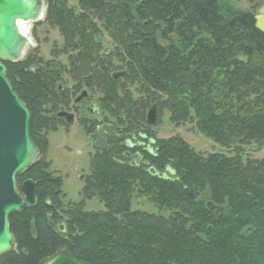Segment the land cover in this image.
<instances>
[{
    "label": "trees",
    "instance_id": "obj_1",
    "mask_svg": "<svg viewBox=\"0 0 264 264\" xmlns=\"http://www.w3.org/2000/svg\"><path fill=\"white\" fill-rule=\"evenodd\" d=\"M49 1L48 20L70 55L106 59L86 73L73 64L114 122L81 177L83 200L66 202L46 158L59 126L46 107L59 109V78L33 52L3 61L41 152L18 175L20 192L24 180L38 183L37 202L9 216L19 251L7 264H40L61 247L89 264H264V159L244 156L250 143L264 147V33L255 12L232 0ZM106 32L113 45L98 52ZM154 104L159 118L168 110L173 124L193 123L234 154L198 152L179 134L158 138L146 119ZM135 196L157 212L133 209ZM95 197L105 209L86 211Z\"/></svg>",
    "mask_w": 264,
    "mask_h": 264
},
{
    "label": "water",
    "instance_id": "obj_2",
    "mask_svg": "<svg viewBox=\"0 0 264 264\" xmlns=\"http://www.w3.org/2000/svg\"><path fill=\"white\" fill-rule=\"evenodd\" d=\"M44 11V0H0V256L10 252L16 239L10 231L9 215L37 202V182L24 180L19 191L18 175L32 165L40 150L30 133L31 114L7 77L3 61L22 58L28 38L22 34L18 21H36ZM256 28L264 33V5L255 16ZM125 72L114 74L118 79ZM72 117H70V121ZM147 122H158L157 106L147 112ZM43 264H87L75 259L65 248Z\"/></svg>",
    "mask_w": 264,
    "mask_h": 264
},
{
    "label": "rangeland",
    "instance_id": "obj_3",
    "mask_svg": "<svg viewBox=\"0 0 264 264\" xmlns=\"http://www.w3.org/2000/svg\"><path fill=\"white\" fill-rule=\"evenodd\" d=\"M74 2L75 0H71V3ZM232 2L241 10H253L255 15L259 8L264 5V0H232ZM255 5H257V7L254 9ZM48 33H50V35H48L47 41H45L44 37L42 38L43 43L41 49L45 59L52 57L51 48L54 46V43L61 42L58 30L50 29ZM111 45H113V39L106 32L103 34V46L110 48ZM113 60L116 61L115 58H113ZM84 73L86 72L84 71ZM71 84L72 81L70 82V80H67V86ZM126 85L128 86V83ZM129 88L131 93L138 94L135 84H129ZM92 94L95 100L99 98L98 92ZM100 114V119L103 120V112ZM105 114L108 113L106 112ZM104 119L106 118L104 117ZM109 120L110 123H108V125H113L114 120L112 117H109ZM152 126V130L158 138H169L179 134L198 152L205 154L214 152L228 155L234 154L232 148L228 149L200 133L193 123L188 122L176 126L170 121L168 110L163 111L160 118L158 115V122ZM90 137L91 135H88L77 123L72 125L68 130L58 126L57 130H52L48 134L49 146L46 158L52 162V170L63 178L62 191L66 195V202L79 203L83 200L82 189L84 181L81 177L89 174L91 157L95 151H97L94 143H92L94 140ZM98 138L100 140L103 137L99 135ZM98 145H103V140L101 144H97L96 146ZM244 156H250L254 159H264V147H260L256 143H250L244 147ZM84 207L86 211H100L105 209L103 202L97 197L86 199ZM132 207L133 209L145 210L151 213L157 212V208L145 197L135 196L132 201Z\"/></svg>",
    "mask_w": 264,
    "mask_h": 264
},
{
    "label": "flooded vegetation",
    "instance_id": "obj_4",
    "mask_svg": "<svg viewBox=\"0 0 264 264\" xmlns=\"http://www.w3.org/2000/svg\"><path fill=\"white\" fill-rule=\"evenodd\" d=\"M62 1L67 5H69L70 7L77 6V0H75L74 3H71V0H62ZM49 2H50L49 0H44V11L42 12V15L38 20L29 21V22L18 21L20 31L29 40L25 52L22 55V58L18 61H22L28 54L33 52V54L37 55L39 58L44 59L47 63H49L53 72H55L56 74L55 76L59 78V81L57 83V88L60 93H63L62 97L59 99L60 105L57 111L56 110L54 111V109L50 108L49 106L46 107V109L49 111V116L53 117V115L54 116L56 115L58 118L59 127H64L67 130L70 129L71 126L74 125L75 123L79 124V126L82 127L83 130L88 135H91L92 139L94 140V142L92 143H94L97 150L99 147H102L105 143V134H108L110 130L109 125L108 122L104 119V117L103 120L100 119L101 108L99 106L98 99L95 100L92 92L87 87L84 88L81 87L80 73L82 72H80L79 70L80 67L74 65L73 63L76 61L84 63L86 67L83 66L81 69L83 71L85 70V72H88L89 69L91 70L92 68L91 63L103 62L102 60L105 61L106 59L98 55L85 56V57L71 56L69 50L65 48L63 35L61 33L60 28L55 24L50 23V21L48 20ZM50 29L53 30L55 29L59 31L60 34L59 39L61 42L54 43V46L51 48L52 57L49 59H45L41 49L43 43L42 38L44 37L45 41L48 40L49 37L48 35H50V33L48 32L50 31ZM76 46H82V43L76 44ZM97 49L98 52L101 51L107 53L109 48L103 46L102 48L97 47ZM55 65L59 66V70L56 69ZM75 71H77L76 75H75ZM67 80H70V82L72 81V84L70 86H67ZM70 117H72L71 121H70ZM99 135L103 137L100 140L98 138ZM134 139H136L135 136H133L132 140ZM102 140H103V145L96 146L97 144H101ZM126 143L130 144L131 141H127ZM134 156H135L134 158H136L137 156H139V153H136ZM9 226H10V219H9ZM61 229H64L63 226H61ZM10 231H11V226H10ZM62 248L68 250L66 247H61L60 249ZM60 249H58L55 253H53V255L44 259L40 264H43L44 261L53 257ZM18 251L19 250L16 243L15 247L10 252L0 256V264H7L8 259L13 260L14 257H9V256H11V254H13L14 252H18ZM21 251L23 252L24 249H21ZM70 254L72 255V253ZM73 257L79 261H82L75 256Z\"/></svg>",
    "mask_w": 264,
    "mask_h": 264
}]
</instances>
